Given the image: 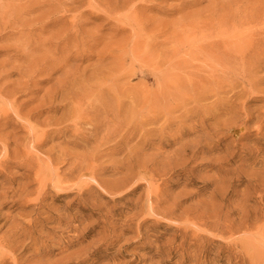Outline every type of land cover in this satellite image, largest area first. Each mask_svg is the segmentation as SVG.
Masks as SVG:
<instances>
[{"label":"rangeland","instance_id":"rangeland-1","mask_svg":"<svg viewBox=\"0 0 264 264\" xmlns=\"http://www.w3.org/2000/svg\"><path fill=\"white\" fill-rule=\"evenodd\" d=\"M0 264H264V0H0Z\"/></svg>","mask_w":264,"mask_h":264},{"label":"bare ground","instance_id":"bare-ground-1","mask_svg":"<svg viewBox=\"0 0 264 264\" xmlns=\"http://www.w3.org/2000/svg\"><path fill=\"white\" fill-rule=\"evenodd\" d=\"M234 36V35H233ZM235 37V36H234ZM238 38V37H237ZM4 91V90H3Z\"/></svg>","mask_w":264,"mask_h":264}]
</instances>
